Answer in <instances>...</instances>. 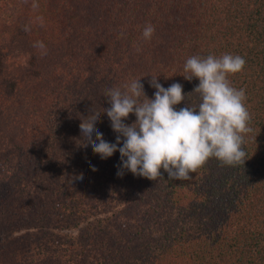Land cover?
Here are the masks:
<instances>
[{"label":"trees","instance_id":"1","mask_svg":"<svg viewBox=\"0 0 264 264\" xmlns=\"http://www.w3.org/2000/svg\"><path fill=\"white\" fill-rule=\"evenodd\" d=\"M108 1L114 13L101 7L89 21L82 0H0V74L20 38L43 42L41 55L66 64L51 70L50 89L36 87L25 135L0 150V264H264V0ZM149 24L155 32L145 40ZM226 53L246 60L228 77L245 90L251 115L244 165L213 157L190 180H169L161 169L164 178L152 181L128 170L117 176L118 151L102 160L81 146L79 125L91 111L101 113L104 139L116 142L103 113L107 89L141 78L153 99L156 76L165 88L183 85L177 110L198 108L187 59ZM80 223L74 236L58 231Z\"/></svg>","mask_w":264,"mask_h":264},{"label":"clouds","instance_id":"2","mask_svg":"<svg viewBox=\"0 0 264 264\" xmlns=\"http://www.w3.org/2000/svg\"><path fill=\"white\" fill-rule=\"evenodd\" d=\"M32 7L38 8V4L33 3ZM23 30L30 31L27 25ZM154 32L151 24L145 26L144 39L150 40ZM33 46L46 54L43 42L37 41ZM245 64L242 56L227 53L220 57L188 58L184 65L188 74L184 78L199 80L193 90L200 94L198 108L185 103V107L177 110L175 106L185 102L188 95L184 94L183 85L173 83L165 88L156 76H151L149 81L156 90L153 99L146 95L141 78L132 80L124 90L107 89L105 95L110 107L104 108L103 113L107 114L117 134L116 142L104 139L97 128L101 113L91 111L79 125L84 138L81 146H91L102 160L118 151L117 176L128 170L134 176L152 181L164 178L161 169L169 180H190L191 174L213 157L227 166L244 165L247 160L245 135L252 132L251 115L245 104V90L233 87L228 77L242 72ZM130 114H134L136 120L126 124ZM82 178V175L77 177Z\"/></svg>","mask_w":264,"mask_h":264},{"label":"rangeland","instance_id":"3","mask_svg":"<svg viewBox=\"0 0 264 264\" xmlns=\"http://www.w3.org/2000/svg\"><path fill=\"white\" fill-rule=\"evenodd\" d=\"M82 1L84 6L78 8L82 14L80 16H87L89 21H94L97 17L96 14L102 10L101 7H105L103 9L105 14L114 13L111 1H108L111 4L110 6L107 5L106 0ZM133 7L136 12L145 11V5L141 6L134 2ZM110 26H112V23H107L104 27L108 30ZM33 45L30 46L25 39H18L12 46L10 51L12 55L6 58L4 69L0 74V150L12 146L19 141L21 136L25 135L31 124L30 120L25 121V117H30L32 114L30 106L33 102L31 103V99L38 92L36 87L42 91L50 89L51 82H53L51 70L53 71L57 65H66L65 61L61 63L62 59L59 60V55H54L52 59L48 55L43 56L41 50ZM67 66L70 67V65ZM68 73L69 71L62 72L63 80L68 78ZM77 74L80 76V70L75 73V77H73L75 80H78ZM22 80H24V83L19 86V82ZM14 81L16 88H14ZM40 81H45L42 87ZM46 85L48 87L43 89ZM20 117H22V120ZM82 225L83 223H80L77 227L58 231H63L60 232L61 234L74 236ZM14 257L22 259L18 255Z\"/></svg>","mask_w":264,"mask_h":264}]
</instances>
